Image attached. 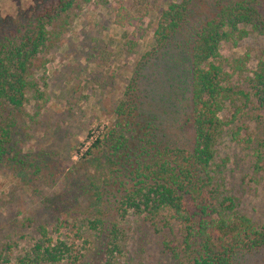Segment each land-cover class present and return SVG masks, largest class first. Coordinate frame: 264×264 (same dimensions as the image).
Here are the masks:
<instances>
[{
    "label": "trees",
    "instance_id": "obj_1",
    "mask_svg": "<svg viewBox=\"0 0 264 264\" xmlns=\"http://www.w3.org/2000/svg\"><path fill=\"white\" fill-rule=\"evenodd\" d=\"M91 1L0 0V164L17 165V174L26 176L30 165L16 138L19 122L27 101L43 98L34 71L50 61ZM124 1L117 0L110 16L115 25L131 28L124 42L130 51L141 17L152 10L147 0H129L130 11ZM202 1L208 10L199 18ZM250 33L264 36V0H178L160 11L153 46L136 59L114 121L80 158L87 173L74 193H83L88 204L77 201L73 207L86 208L88 215L80 217L82 208L67 215L77 233L89 229L95 237L103 231V264H119L116 253L126 243L131 216L161 232L163 251L179 264H248L251 256L264 255V224L257 226L237 209L227 181L228 156L219 155L220 146L245 131L255 142L254 166L263 168L264 59L240 85L232 77L245 70L248 53L233 57L229 70L218 60L223 42L236 43ZM103 53L108 59L109 51ZM179 99L186 142L160 134L159 116L148 108L173 107ZM161 110L174 115L180 108ZM38 230L41 236L23 248L0 241V264L78 259L66 242L52 243L45 223Z\"/></svg>",
    "mask_w": 264,
    "mask_h": 264
},
{
    "label": "rangeland",
    "instance_id": "obj_2",
    "mask_svg": "<svg viewBox=\"0 0 264 264\" xmlns=\"http://www.w3.org/2000/svg\"><path fill=\"white\" fill-rule=\"evenodd\" d=\"M147 1L152 12L141 17L142 30L136 34L137 44L130 51L124 42L131 38V28L115 25L110 16L117 8V0H107L106 5L92 0L74 17L65 38L52 51L50 61L34 71L43 98L27 101L26 115L16 133L21 154L31 166L26 165L25 176L16 173L17 165L0 164V241H16L23 248L27 241L41 236L38 226L45 223L52 243L66 242L78 257L74 261L70 255L60 262L45 264H103V231L99 229L95 237H89V229L77 233L73 219L67 215L73 209L75 216L88 204L83 193H74L77 181L82 182L87 173L81 156L114 121L113 109L123 95L136 59L153 46V29L160 11L167 3L178 0ZM123 4L132 10L129 0ZM206 10L202 1L195 16L202 18ZM137 12H133L135 16ZM103 48L110 53L108 59ZM219 52L218 60L224 62L226 70L233 57L248 53L245 70L232 77L233 83L240 85L258 61L264 59V36L250 33L236 43L223 42ZM155 105L148 108L159 116L160 134L186 142L189 130L182 125L185 115L180 99L173 107L156 105L158 108L154 109ZM167 108L180 110L174 115L161 110ZM246 135L244 131L229 146H220L219 155L228 156L226 166L231 171L227 181L238 197L237 209L260 226L264 224V164L261 163L263 168L254 166L255 142ZM77 201L83 202L81 207H73ZM79 212L83 213L80 217L88 215L86 208ZM129 226L126 243L116 253L119 264H179L163 251L162 233L150 223L131 216ZM248 264H264V255L251 256Z\"/></svg>",
    "mask_w": 264,
    "mask_h": 264
}]
</instances>
